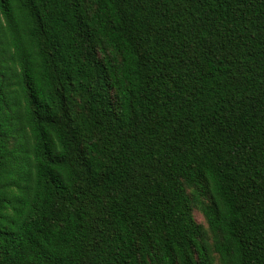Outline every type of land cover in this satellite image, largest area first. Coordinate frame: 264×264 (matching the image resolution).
Returning a JSON list of instances; mask_svg holds the SVG:
<instances>
[{
  "label": "trees",
  "instance_id": "obj_1",
  "mask_svg": "<svg viewBox=\"0 0 264 264\" xmlns=\"http://www.w3.org/2000/svg\"><path fill=\"white\" fill-rule=\"evenodd\" d=\"M0 264H264V0H0Z\"/></svg>",
  "mask_w": 264,
  "mask_h": 264
},
{
  "label": "rangeland",
  "instance_id": "obj_2",
  "mask_svg": "<svg viewBox=\"0 0 264 264\" xmlns=\"http://www.w3.org/2000/svg\"><path fill=\"white\" fill-rule=\"evenodd\" d=\"M194 216H195V219L197 221H199V222L203 221V218H202L201 214L198 211H194Z\"/></svg>",
  "mask_w": 264,
  "mask_h": 264
}]
</instances>
